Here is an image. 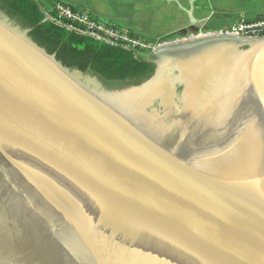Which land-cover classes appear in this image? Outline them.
Returning a JSON list of instances; mask_svg holds the SVG:
<instances>
[{
    "label": "water",
    "instance_id": "1",
    "mask_svg": "<svg viewBox=\"0 0 264 264\" xmlns=\"http://www.w3.org/2000/svg\"><path fill=\"white\" fill-rule=\"evenodd\" d=\"M2 11L0 264H264V37L107 88Z\"/></svg>",
    "mask_w": 264,
    "mask_h": 264
},
{
    "label": "crops",
    "instance_id": "2",
    "mask_svg": "<svg viewBox=\"0 0 264 264\" xmlns=\"http://www.w3.org/2000/svg\"><path fill=\"white\" fill-rule=\"evenodd\" d=\"M62 2L152 38L190 32L188 10L204 22L201 33L264 16V0H36ZM155 36V37H154Z\"/></svg>",
    "mask_w": 264,
    "mask_h": 264
},
{
    "label": "trees",
    "instance_id": "3",
    "mask_svg": "<svg viewBox=\"0 0 264 264\" xmlns=\"http://www.w3.org/2000/svg\"><path fill=\"white\" fill-rule=\"evenodd\" d=\"M0 7L30 29V36L48 52L56 53L64 65L97 75L108 88L122 87L127 82L136 84L154 73L152 60L135 58L129 50L76 34L47 20L39 1L0 0ZM163 37L168 41L179 38Z\"/></svg>",
    "mask_w": 264,
    "mask_h": 264
},
{
    "label": "built area",
    "instance_id": "4",
    "mask_svg": "<svg viewBox=\"0 0 264 264\" xmlns=\"http://www.w3.org/2000/svg\"><path fill=\"white\" fill-rule=\"evenodd\" d=\"M41 3L47 20L76 34L129 50L135 58L151 60L158 48L172 41L161 39L155 41V38L108 22L86 9L73 7L66 3L59 1L51 4L48 2ZM206 34L244 39L261 38L264 37V16L251 21L239 22L226 30Z\"/></svg>",
    "mask_w": 264,
    "mask_h": 264
},
{
    "label": "rangeland",
    "instance_id": "5",
    "mask_svg": "<svg viewBox=\"0 0 264 264\" xmlns=\"http://www.w3.org/2000/svg\"><path fill=\"white\" fill-rule=\"evenodd\" d=\"M2 10H3V9H1V7H0V11H1V12H3ZM9 17H10V18L12 19V21L15 22L16 24H18V25H23L18 19L12 17L11 15H10ZM226 29H229V28L217 29L216 32L219 31V30H226ZM142 35L147 36V35H145V34H142ZM168 35H169V34H168ZM174 36H179V38H189L190 36H192V33H191V31H190V32H186L185 34H182L181 36L178 35V34H177V35H174ZM148 37H149V36H148ZM154 37H155V36H154ZM163 38H164V37H163ZM156 39L158 40V39H161V38H157V37H155V41H157ZM161 40H162V39H161ZM90 74H91L92 76H97V75H95V74H93V73H90ZM97 77H98V76H97ZM98 79L101 81L102 84H104L103 81H102L99 77H98ZM127 83H129V82H127ZM127 83H126L125 85H129V84H130V83H129V84H127ZM104 86H106V85L104 84ZM123 86H124V85H123ZM106 87H107V86H106ZM107 88H108V87H107Z\"/></svg>",
    "mask_w": 264,
    "mask_h": 264
},
{
    "label": "flooded vegetation",
    "instance_id": "6",
    "mask_svg": "<svg viewBox=\"0 0 264 264\" xmlns=\"http://www.w3.org/2000/svg\"><path fill=\"white\" fill-rule=\"evenodd\" d=\"M156 58V56H154L151 60L154 61V59ZM154 63V62H153Z\"/></svg>",
    "mask_w": 264,
    "mask_h": 264
}]
</instances>
